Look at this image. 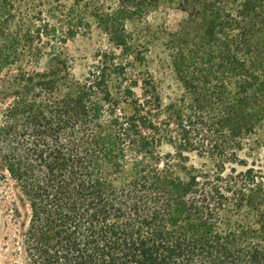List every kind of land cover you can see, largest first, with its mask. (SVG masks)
I'll return each instance as SVG.
<instances>
[{
    "label": "trees",
    "instance_id": "obj_1",
    "mask_svg": "<svg viewBox=\"0 0 264 264\" xmlns=\"http://www.w3.org/2000/svg\"><path fill=\"white\" fill-rule=\"evenodd\" d=\"M111 1L72 0L67 21L52 26L42 13L25 20L17 0H0V184L14 188L13 216L27 219L8 246L25 264H264V170L227 172L263 141L264 61L255 60L264 54L245 52V31L219 38L225 0H179L209 22L204 36L218 52L217 63L195 64L191 51L176 50L179 109L164 104L153 78L137 96L129 64L114 52H99L77 79L62 45L94 25L128 52L127 24L160 4ZM240 1L236 13L264 28V0ZM228 76L240 82L235 102L214 92L226 90ZM173 126L179 146L163 155ZM191 152L213 170L190 165Z\"/></svg>",
    "mask_w": 264,
    "mask_h": 264
},
{
    "label": "rangeland",
    "instance_id": "obj_2",
    "mask_svg": "<svg viewBox=\"0 0 264 264\" xmlns=\"http://www.w3.org/2000/svg\"><path fill=\"white\" fill-rule=\"evenodd\" d=\"M17 3L25 20H30L31 17L42 13L44 20H49L52 26H58L67 21L66 9L70 8L72 0H57V2L56 0H17ZM107 4L112 5L113 1L108 0ZM218 4L220 5V2ZM241 5L242 1L238 3L235 0L224 1L221 9L224 8L223 15L227 17L221 16L224 26L217 29L220 33L219 38L231 39L232 36L243 34L245 31L250 33V36L247 35L249 45L244 49L245 52L250 54V50H259L264 54V28H255L251 25L250 19L239 16L236 12L239 11ZM53 9L58 11L53 12ZM260 13L261 16L257 21L264 22V10ZM50 16H56L57 20L51 19ZM231 18L237 21L238 25L235 22L231 24ZM208 21H210L209 17ZM208 24L209 22L207 23L204 17L191 18L187 12L182 11L179 8V0H160L158 8L148 14L144 20L127 24V31L131 37L128 52L112 46L94 25L87 33L79 34L74 39L68 40L65 45H62V51L69 60L72 74L77 79L87 74L89 68L96 62L99 52H114L120 62L129 64L126 78L129 82L138 84L133 89L137 96L143 92L142 83L153 78L159 87L164 104H175V109H179L181 105L178 99L183 94V88L173 68L172 56L178 50H188L191 51L195 64H200L201 57L210 59L211 64L217 63L216 47L210 46L207 41L208 37L204 36ZM252 54L256 56L254 52ZM251 58L245 55L242 57L248 62H252ZM255 61L262 63L264 56H257ZM48 64L47 57L40 62L42 68H46ZM239 84L238 78L228 76L225 80L226 90H214V92L221 95L227 102H235L239 94ZM116 85L117 81H114L113 86ZM212 85L214 86L215 83L213 82ZM171 130L176 140L173 144L164 141L161 147L163 155L173 154L180 143L179 130L175 126ZM257 135L263 139L261 144L247 145L239 153L243 163L229 165L227 172L231 167H234L237 172L246 171L249 168L264 170V122L259 127ZM186 156L189 158L190 165L199 168L206 166L208 170H213L212 160L209 157L200 156L197 152L186 153ZM14 201L13 186L0 184V264H25L26 262L23 254L15 252L11 245L8 246L11 242L10 236L12 237L17 231L21 232L23 224L27 221L25 216L20 220L13 216L11 211ZM22 213L26 214V210L22 209Z\"/></svg>",
    "mask_w": 264,
    "mask_h": 264
}]
</instances>
